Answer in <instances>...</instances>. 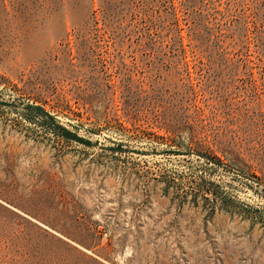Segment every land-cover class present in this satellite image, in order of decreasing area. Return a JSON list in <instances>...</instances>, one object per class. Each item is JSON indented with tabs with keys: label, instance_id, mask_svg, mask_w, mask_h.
I'll use <instances>...</instances> for the list:
<instances>
[{
	"label": "rangeland",
	"instance_id": "374dc122",
	"mask_svg": "<svg viewBox=\"0 0 264 264\" xmlns=\"http://www.w3.org/2000/svg\"><path fill=\"white\" fill-rule=\"evenodd\" d=\"M0 264H264V0H0Z\"/></svg>",
	"mask_w": 264,
	"mask_h": 264
},
{
	"label": "trees",
	"instance_id": "16d2710c",
	"mask_svg": "<svg viewBox=\"0 0 264 264\" xmlns=\"http://www.w3.org/2000/svg\"><path fill=\"white\" fill-rule=\"evenodd\" d=\"M32 107L35 108V109L42 110V112H44L48 117L55 119V117L52 114H50L49 111L45 110V108L43 106L37 104L36 102L33 104ZM58 126L61 127V128H63L59 124H58ZM199 155L202 158H204L207 162L217 163L216 162L217 161V156H215V155H211V154L206 153V152H200ZM218 161H220V163H223V162H221L220 159H218ZM208 191L210 192L211 190L210 189L208 190L207 186L204 185V183H199L198 184V192H203L204 193V192H208Z\"/></svg>",
	"mask_w": 264,
	"mask_h": 264
}]
</instances>
